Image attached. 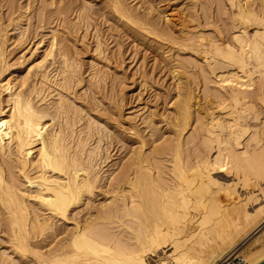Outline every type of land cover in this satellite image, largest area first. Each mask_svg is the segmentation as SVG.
<instances>
[{"label":"bare ground","instance_id":"1","mask_svg":"<svg viewBox=\"0 0 264 264\" xmlns=\"http://www.w3.org/2000/svg\"><path fill=\"white\" fill-rule=\"evenodd\" d=\"M130 1L0 2V264L264 259V0ZM99 13L151 38L176 79L169 134L142 117L112 163L101 141L119 133L61 91L82 79L71 37Z\"/></svg>","mask_w":264,"mask_h":264},{"label":"rangeland","instance_id":"2","mask_svg":"<svg viewBox=\"0 0 264 264\" xmlns=\"http://www.w3.org/2000/svg\"><path fill=\"white\" fill-rule=\"evenodd\" d=\"M3 1L4 0H0L1 3H3ZM96 1H97V3H96ZM128 2H132V1L128 0ZM77 3H78V1H77ZM98 3H99L98 0H93V2H92V4L94 5L93 7H95V9L98 7V9L100 11L102 4H100V3L98 4ZM98 5H100V8ZM95 16H94L93 20H98V21H96V22L93 21L94 27H92V25L89 27L88 31L86 32V35L87 34L88 35L85 36L84 40L83 39L80 40V38H78V37H81L80 34H82L84 29H80L78 31L79 34L76 33V37L78 36L77 38L71 37L73 45L75 44L74 47L72 46V51H73V49H74L73 52L79 51V52H77V54L79 53L78 54L79 55V60H78L79 63L78 64H80V66L79 65L78 66H79V72L81 73L79 78L82 75V79L79 81L80 82L83 81V82H81L82 86L80 85L79 81L77 82L76 79H74V81H76V83L79 84L78 87H77V84L74 85L75 82H72L73 85H72V87H70V89L72 91L70 89L69 90L62 89L61 91H62L63 95H66V97L69 95V94H67L68 93L67 91H69V93H70V95L68 96L70 98L69 100H73V99H76L79 97L78 99L74 100L76 102L75 105H77V108L79 106H80V108L82 107L83 109L82 108L81 109L83 112L86 111L88 108H90L86 112L89 114L90 113L92 114L93 110L91 111V109L93 107H95L96 109L93 108L94 109L93 112H95V113H93L92 115L90 114V115L94 118L96 117L95 119L97 121H100L101 123L104 122L103 124L107 125V129L112 124L111 125L112 128L110 127L108 129V130H111L110 134H112V132L115 133L114 135H117V133H119L118 134L119 136L117 135V137L115 136V138L112 134V135L108 136L109 137L108 139L104 138L102 140L103 142L101 141V144L106 143L107 145H110V147L108 146V149L110 148L109 154L112 157L111 158L109 157L108 161L109 162L111 161V163H112V161L114 159L116 160L118 158V156L121 155L120 157H123L126 154V152L128 151V148H130L131 146H134V144H135V146L138 144L137 140H135L134 137H130V135L133 131V130L130 131L131 128L133 127L131 125H134V123H135L139 126V130L142 133L146 132V131H142L144 129V127L142 125H140L142 117L145 118V117L154 116V118H156L158 121L154 118H151V120L153 119V121L156 123L157 122L158 123L163 122L166 118V120L163 123H160L161 126H159L158 123L157 124H158L159 128L162 127V130H161L162 133H165L166 136L169 134V129L166 128L165 124H166L167 119L170 120L173 117V112H171L173 106H171L172 105L171 103L173 100H175V96H174L175 92L173 91L174 90L173 85L175 84L174 80H176V79L171 76L172 75V74H170L171 70H170L167 62L164 61L163 55L161 57V54L158 53V51L156 50V46H155L156 44L154 42H152L151 38H149V37L146 38L145 36H140V37L133 36L134 34H132L128 30H125L126 28L119 25V23L116 24L115 21L113 22L112 20H109L108 22H106V20H104L105 17L103 15L101 17L100 13L98 15H95ZM98 16H99V18H97ZM71 18H73V15L71 16ZM22 20L23 21H21V24H22V22L24 24L25 18H23ZM97 22H101V23H97ZM110 23L114 24V25H111ZM97 24H99V25H97ZM115 24H116V27H115ZM11 27H14V25H12ZM61 28L62 27L58 28V30L62 31L63 28L62 29ZM97 30H98V32H97ZM14 32L16 33V30ZM94 32L96 34H98V38L103 43V45L105 44L104 46L101 45V48L103 50L100 48V51L102 52V53H100V57L101 56L103 57L105 55L104 59L102 57L101 58L98 57L99 53H97V51L95 53V51H94L95 44H96V36H94L95 35ZM14 35L17 36L16 34H14ZM143 39L144 40L149 39V40H146V42L144 43ZM27 41H26V43H24V45L22 44V46L21 45L19 46V44L15 43V45H11L9 47L11 52L14 51L13 55H12L14 58H17L21 52L22 53L26 52V48H28L27 50H29V47L32 45L29 46L27 44L28 43ZM85 45H86V47H85ZM17 46H19V47L17 48ZM24 46H27V47L22 51V48ZM18 52H20V53H18ZM116 54H117V56H116ZM14 58H13V60H11V62L14 61ZM162 58H163V60H162ZM80 61H81V63H80ZM105 61L106 62L108 61V62L106 63ZM82 62H84L83 65H81ZM163 62H165V63H163ZM98 69H100V70L102 69L103 71H105L107 73V75L102 70H101V72H99L100 70L98 71L99 76H100V74H102V75L105 74L106 77L104 78L102 76L103 79H105V80H103V79H102L103 81L100 80L99 86L96 87L94 84H96L95 81L97 80V78H95L93 74L94 73L96 74L95 71H97ZM91 77H92L93 81H90V83L93 84L92 82H94V84H93L94 88H93V86H91V84L88 81V78L90 79ZM87 82L89 83V85ZM102 82H104V83H102ZM101 83H102V85H101ZM103 84H105V86H103ZM86 85H88L87 88H89V87L92 88V89L89 88L90 93H89L88 89L85 87ZM108 86H110V87H108ZM95 88H98L99 92H95L96 91V90H94ZM171 88H173V89H171ZM110 89H111L112 93L109 91ZM91 90H93L95 94H93V91H91ZM114 90H116V91H114ZM80 91H82V92H80ZM84 91H86L84 93V95L87 93V96L86 95L82 96ZM101 91L104 92V93H102L103 95L100 93ZM108 93L111 94V96H109ZM88 94H90V95L92 94V97L89 95V98H88ZM74 95H76V96H74ZM77 95H78V97H77ZM93 95L96 96V99H94L95 97H93ZM108 96L111 98V100H110V98H108ZM85 99H87V100H85ZM91 100H93V102ZM97 100L99 103L102 102L101 103L102 105L100 104L101 106L97 105V104H99V103H97ZM84 101L86 103L89 101L91 105L89 103L86 104ZM91 102L93 104L95 103L94 104L95 106H93V104ZM97 106L99 108H97ZM102 106H104V108ZM102 108L105 111V114H104V111L102 110ZM108 108H109V110H108ZM115 108H117V109L115 110ZM95 110L97 111V113ZM100 110L103 112V114ZM98 111L101 113H99ZM107 111H108V113L109 112L110 113L109 114L106 113ZM153 113H154V115H153ZM80 114L82 116H84L83 115L84 113H82L81 111H80ZM97 114L99 115V117H97L98 116ZM107 114H108V117H107ZM161 115L163 116V118L161 117ZM79 116H78V119H79ZM100 116H102V117H100ZM106 117L108 118V120H110V121H108L107 124H106V122H107ZM109 118H111L112 120ZM132 118H133L132 121L129 120ZM160 119H163V120L160 121ZM81 120H83V121H81ZM84 121L85 120L82 118V119H80V121L78 123L82 124ZM137 125H134V126L137 127ZM78 129H79V126H78ZM137 129H138V127H137ZM125 131H127V132H125ZM128 131L130 132V134H128ZM123 132H124V134H123ZM125 133H126V135H125ZM143 134L145 135V133H143ZM122 136H124V137H122ZM127 137H128V139H127ZM116 138L117 139L120 138V140H122V138H123L122 143L117 142V141H119V139L117 140ZM126 140H127V142H126ZM107 141H109L110 144H108ZM123 142H125V144L127 146L124 147ZM122 144H123V146H121ZM147 146H150V144H148ZM126 147H128V148H126ZM115 157H117V158H115ZM110 159H112V160H110ZM106 163H107V165H106ZM106 163H104L105 164L104 170H106L108 168L109 163L108 162H106ZM102 166H104V165H102ZM2 245H5V244L2 243L0 245V248H2V247L4 248V246H2ZM29 261L32 263H28ZM21 262H23V264H27V263L28 264H34V261L31 258L29 260H25V261H21ZM24 262H26V263H24Z\"/></svg>","mask_w":264,"mask_h":264},{"label":"built area","instance_id":"3","mask_svg":"<svg viewBox=\"0 0 264 264\" xmlns=\"http://www.w3.org/2000/svg\"><path fill=\"white\" fill-rule=\"evenodd\" d=\"M218 264H248V262L241 255L225 256Z\"/></svg>","mask_w":264,"mask_h":264},{"label":"water","instance_id":"4","mask_svg":"<svg viewBox=\"0 0 264 264\" xmlns=\"http://www.w3.org/2000/svg\"><path fill=\"white\" fill-rule=\"evenodd\" d=\"M256 264H264V259L263 260H261V261H259L258 263H256Z\"/></svg>","mask_w":264,"mask_h":264}]
</instances>
